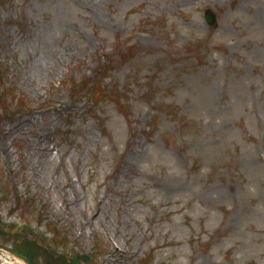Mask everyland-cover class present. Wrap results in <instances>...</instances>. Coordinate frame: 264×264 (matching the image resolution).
Here are the masks:
<instances>
[{"label": "rangeland", "instance_id": "374dc122", "mask_svg": "<svg viewBox=\"0 0 264 264\" xmlns=\"http://www.w3.org/2000/svg\"><path fill=\"white\" fill-rule=\"evenodd\" d=\"M0 217L89 264H264V0H0Z\"/></svg>", "mask_w": 264, "mask_h": 264}, {"label": "trees", "instance_id": "16d2710c", "mask_svg": "<svg viewBox=\"0 0 264 264\" xmlns=\"http://www.w3.org/2000/svg\"><path fill=\"white\" fill-rule=\"evenodd\" d=\"M17 229V231L20 232L18 234L15 229H12V226L9 227V225L5 223L2 224L0 221V241L3 242L1 238L7 239L11 237L14 240L12 250L16 254L25 257L30 264H37V260L40 264H88L86 257H81L77 253L73 254V252L70 251L61 252L63 254L59 253V249L61 247L63 248L62 244L64 242H62V238L59 236L57 230H49L53 238L50 237L48 239L47 242H49L50 248H47L46 246H38V239L41 238L43 240L45 238L33 233L31 229L24 227ZM28 232L33 234H29ZM49 249L57 250L56 252L59 254L58 260L54 258V253ZM50 258L55 259L56 262L51 261Z\"/></svg>", "mask_w": 264, "mask_h": 264}, {"label": "bare ground", "instance_id": "6f19581e", "mask_svg": "<svg viewBox=\"0 0 264 264\" xmlns=\"http://www.w3.org/2000/svg\"><path fill=\"white\" fill-rule=\"evenodd\" d=\"M35 120V118H34V116H32V115H30L27 119H26V122L28 123V125L29 126H31L32 124H34V121ZM36 145H39L38 146V149H37V152H41V154L43 155L42 156V158H41V160L40 161H37V164H39V165H41V163H43V165H46V163L48 162V155L49 154H47V153H42V150L40 149V146L43 144V143H41V141H39V140H37L36 142ZM130 150H132V151H134V153H136V154H138V153H140V151H141V147H140V139H139V141H138V145H135V144H133L132 146H131V149ZM136 159H137V155H134V157L130 160L131 161V163H130V165H129V171L127 170V169H125V168H119L118 169V171H116L115 173V175H114V179L112 180V183L113 184H115V185H117L116 184V182L118 181V184L120 185V183L121 182H123V181H125V180H127V179H130V177L134 174V173H136V168H135V165L137 164V161H136ZM30 165H32L33 166V163H30ZM40 177H39V180L42 182V180L44 181V178H43V176H42V173L39 175ZM47 181H48V179H47ZM117 188H119V187H117ZM117 191V190H116ZM98 199H103L104 200V197L103 198H101V197H97V200ZM112 200H110V199H105V203H104V205L105 206H107V204H110V202H111ZM113 201H115V198L113 199ZM112 201V202H113ZM106 202H107V204H106ZM116 202V201H115ZM75 208H78V207H76V205L74 206ZM127 220V219H126ZM125 220V221H126ZM121 221H123V220H121ZM120 221V222H121ZM0 261H3V262H6L7 264H23L21 261H19V260H17V259H15V258H11L9 255H6V254H3V253H1L0 252Z\"/></svg>", "mask_w": 264, "mask_h": 264}, {"label": "water", "instance_id": "95a60500", "mask_svg": "<svg viewBox=\"0 0 264 264\" xmlns=\"http://www.w3.org/2000/svg\"><path fill=\"white\" fill-rule=\"evenodd\" d=\"M203 15H204L205 21L208 25L216 26V16L212 11L207 9L204 11ZM0 264H4V263L1 261Z\"/></svg>", "mask_w": 264, "mask_h": 264}]
</instances>
